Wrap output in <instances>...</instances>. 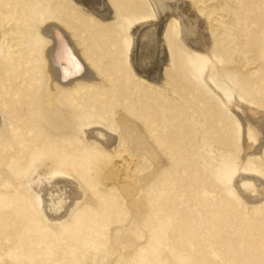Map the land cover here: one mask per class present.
<instances>
[{
    "label": "rangeland",
    "instance_id": "obj_1",
    "mask_svg": "<svg viewBox=\"0 0 264 264\" xmlns=\"http://www.w3.org/2000/svg\"><path fill=\"white\" fill-rule=\"evenodd\" d=\"M25 1L27 16L20 25L31 33L26 40L17 36L8 47L0 40V67L9 64L12 75L23 67L29 91L40 88L24 102L35 97L39 103L23 105L13 95L14 102L4 104L0 92L6 123L0 128V264H264V203L244 202L232 186L241 167L264 176V150L241 158L238 123L203 80L207 56L180 41L176 21L172 19L167 28L174 44L168 91L143 85L130 72L124 60L128 19L123 18L118 21L122 24L118 72L104 85L84 80L59 85L53 103L69 106L72 123L70 129H56L46 124L52 120L39 114L46 110L42 88L47 78L40 53L32 46L35 38V46L41 45L38 25L44 16L40 15L53 0ZM135 1L149 9L147 0ZM188 2L211 24L212 56L226 67L225 76L238 95L264 111V0ZM61 7V19L67 24L74 25L77 19L93 23L76 5L64 1ZM10 17L0 13V23ZM4 26L16 35L14 20ZM72 30L79 33L75 27ZM86 43L81 42L90 52ZM117 76L121 88L115 97ZM2 85L18 89L20 78ZM118 97L151 129L150 137L167 160L142 186L137 176L150 171L151 160L146 151L129 144L117 125L112 105ZM8 109L17 110V115L10 116ZM55 121L60 122L59 113ZM109 123L118 133V144L108 154L84 137V129ZM122 153L135 159L130 175L138 186L135 198L144 209L137 225L139 240L128 235L132 212L127 200L103 182L106 167ZM50 158L57 163L48 172L62 171L84 193L59 218L44 214L34 188L38 170Z\"/></svg>",
    "mask_w": 264,
    "mask_h": 264
},
{
    "label": "bare ground",
    "instance_id": "obj_2",
    "mask_svg": "<svg viewBox=\"0 0 264 264\" xmlns=\"http://www.w3.org/2000/svg\"><path fill=\"white\" fill-rule=\"evenodd\" d=\"M3 1V3L0 2V5L3 4L0 6V13L11 16L9 20H14L17 25L16 35L12 36L9 32H13L14 29L4 26L9 20L0 23V40L8 47L17 36L21 35L26 40L31 32L28 27L20 25L21 18L27 16L26 1ZM64 1L79 7L89 20H93V23L89 24L83 19H77L74 25H69L62 21L61 4ZM186 1L147 0L149 9L146 10L135 0H53L46 13L40 15V17L44 16V22H41V18L38 25V34L42 38L41 45L38 48L35 46L36 38L32 42L34 51L40 53L42 71L47 78L46 85L42 88L45 89L47 97L46 110L40 111L39 114L53 121L46 122L48 127L53 125L56 129H70L69 125L72 123L69 117L71 113L69 106L53 103L52 96L59 85L73 84L77 80H84L93 85H104L109 83V76L118 72L116 59H119L120 53L117 44L121 37L122 26L118 21H122L123 18L128 19L125 30L128 47L125 50L124 60L130 72L143 85L168 91L167 79L170 75L167 68L172 66L174 44L170 40L167 28L170 21L174 19L180 41L195 52L207 56L202 77L238 123L241 158L263 151L264 111L261 108L252 107V103L238 95L237 88L225 76L226 67L219 64L212 56L214 41L210 34L211 24L203 15V17L198 15L194 4ZM145 15L146 17L141 19V16ZM142 20L145 21L140 22ZM73 27L78 29V34L73 32ZM84 40L87 41V49L90 52H87L84 49L85 46L81 44ZM24 43L25 41L21 44ZM115 45L117 48L113 50ZM21 50L22 48L17 52ZM8 65L6 64L7 67ZM7 67H0V82L3 84L5 80H14L17 77L20 78V86L18 89H13L12 85L1 86L0 92L5 95L4 104L14 102L13 95H18V100L23 105L36 104L35 97L29 100L30 102H24L25 96H36L40 90L36 88L37 90L33 92L29 91L30 86L24 83L26 70L23 67L17 68L15 75H12L8 74ZM118 81L117 76L115 86L118 87V91L115 97L119 95L121 88ZM112 109L116 114V123L122 129L129 144L138 151H146L151 160L150 171L137 176L138 184L142 186L157 169L167 164V160L150 137L151 129L133 116L131 110L123 107L119 97L113 102ZM7 113L14 117L17 115V110L8 109ZM57 113H59V123L55 121ZM3 117L0 111V128L2 129L6 127ZM13 129L16 131L15 127ZM84 137L98 145L105 153H113L117 148L118 133L112 129L111 123L88 125L84 129ZM134 162L135 159L127 153L112 159L103 173V182L116 187L127 200L132 212L128 235L139 240V236H136L137 225L143 216L144 209L135 198L138 186L130 175V167L134 165ZM56 163L54 158H50L45 166L40 167L34 181V188L39 194L44 214L49 218L64 216L76 203L75 201L84 195L78 183L66 177L62 171L48 172ZM232 186L244 202L256 205L264 203V176L260 172L241 167L234 175ZM5 187L10 188L8 183H5Z\"/></svg>",
    "mask_w": 264,
    "mask_h": 264
}]
</instances>
